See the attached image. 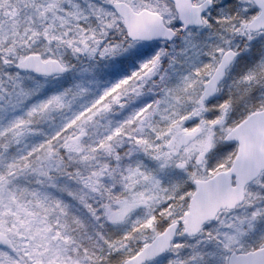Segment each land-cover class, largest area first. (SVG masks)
I'll return each instance as SVG.
<instances>
[{"label": "snow or ice", "instance_id": "1", "mask_svg": "<svg viewBox=\"0 0 264 264\" xmlns=\"http://www.w3.org/2000/svg\"><path fill=\"white\" fill-rule=\"evenodd\" d=\"M0 264H264V0H0Z\"/></svg>", "mask_w": 264, "mask_h": 264}]
</instances>
